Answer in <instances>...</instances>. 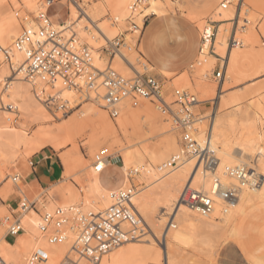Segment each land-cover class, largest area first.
<instances>
[{
	"label": "bare ground",
	"instance_id": "bare-ground-1",
	"mask_svg": "<svg viewBox=\"0 0 264 264\" xmlns=\"http://www.w3.org/2000/svg\"><path fill=\"white\" fill-rule=\"evenodd\" d=\"M23 1L24 3H21L20 0H0V171L5 169L7 176L10 175V170L6 165L11 166L13 164L12 161L20 146H28L29 150L33 151L47 144H53L58 150L72 142L76 144L78 141L72 140L65 123L59 125L56 131L53 128H43L35 135H30L14 124L17 117H31L36 122H48L51 117L45 103L51 105L60 101L62 107L74 108L83 101L77 90L65 87L61 82H57L53 86L40 78L28 75L26 66L29 46L25 45L23 48H18L15 41L21 29L23 31L25 28H32L38 31V24L35 17L25 21V26L21 21L22 14L19 11L24 4L27 9L25 10L26 14L29 11L38 16L40 12L45 11L46 5L40 4L37 0ZM136 2L137 0H70L69 18L63 24L56 25L51 22V26L59 32V40L65 41L73 37L77 43L86 44L91 52L94 66L103 70L106 66V60L102 57L99 48L107 41L109 42L105 46L109 45L119 35L120 27L128 17L135 18L137 23L133 22V34L137 35L142 31L146 16L172 10L176 4H179L178 1L174 0H146L145 5L140 3L136 5ZM250 2L252 4H264V0H250ZM242 6L237 12L238 21L243 20L241 19ZM221 8L222 10L215 11L216 21L227 22L235 18L236 12L233 7L226 10L221 5ZM106 14L108 16L102 19ZM190 15L194 21L199 22L198 25H203L200 16ZM243 21L250 22L249 19ZM202 28L206 40L203 42L200 57L195 63L198 65L200 78L193 81L188 72L184 71L172 80V86L197 93L199 99L196 106L208 100L206 96L212 87L206 82V74L215 63V57L207 55L211 43L210 37L213 33L212 27L205 24ZM261 31L264 34V24L261 26ZM218 35L219 38L215 44L217 50L215 51L223 57H227L226 78L236 77L241 73L243 58L248 57V54L241 49L240 44L253 42L256 34L253 31L243 32L240 37H237L235 33L233 40L228 43L222 38L226 35V27L222 24L219 26ZM32 39L42 41L44 38L35 33L32 34ZM133 41L131 38L130 42L133 43ZM126 46L130 45L126 43ZM132 52L135 53V51ZM118 53L114 59L115 70L125 77L130 76L131 72L133 73V67L128 65L126 61L132 63V59L129 60V56L122 53L121 50ZM135 60L146 64L147 69L152 68L143 57ZM257 65L261 71H264V51L259 53ZM165 87L163 84L162 93L166 101L167 98H173L172 101H167L171 104L175 98L174 90L173 95L168 94ZM104 90L100 78L97 92L103 95ZM93 101L103 108L100 99ZM121 105H124L125 109L123 116L118 118L114 124V136H118L120 130L127 135V125L140 113L139 106L131 98L125 99ZM256 105L264 112L263 101ZM215 110L210 118H208L210 114L199 118L196 124L197 129L194 132V137L198 143L202 146L206 144L209 153L216 159V164L212 165L211 168L205 159L197 155L186 156L183 154L182 148L179 147V139L174 132L172 135L178 146L174 145V153L168 159L159 157L147 146L137 147L135 144H129L120 148L121 154L116 157V160L120 159L125 178L123 184L117 189L106 187L101 178L102 172L111 164V161L108 160L103 171L98 172L92 163L79 162L76 155L74 159L65 157L68 175L71 174L75 164H78L79 167L81 164L83 165V168L81 167V170H84L81 181L83 188L78 187L79 192L74 190L65 192L63 186L57 184L50 187V191L44 196L38 195L33 198V200L38 201L39 209L50 214H54L58 207L67 210L70 219L65 228V239L60 242H51L48 234L43 233L40 229L43 223L42 216L32 208L25 211L21 216L24 231L17 235L14 242H9L5 238L7 222L1 221L4 214L0 210V256L2 260L5 264H30L31 258L37 253L42 258V262L38 264H70L71 256L67 255L75 253L74 246L77 235L73 225L76 215L79 212L104 213L115 203L114 194L135 186V179H138L143 185L138 188L135 187L132 197L140 215L144 219L148 217L160 222H164L168 218L167 228L162 233V239L160 237L165 264H176L178 262L175 261L177 253L192 248L197 237L201 236L202 233L209 236L217 234V232L220 234V231H224V234L226 230H228L226 233H230V230L234 231V223L238 216L258 200H264V122L261 121V118L253 115L252 117L247 116V119L238 123L234 117L221 116ZM174 128H168L164 132H172ZM69 154L72 153L69 152ZM177 154H180L181 159L176 166L172 167L169 164L170 160ZM64 155H68V153ZM252 160L255 161L254 168L262 176L261 185L256 189L242 186L237 201L232 205H226L219 195L215 194L216 183L221 182L224 186H238V181L225 171L226 168L248 165ZM246 162L248 163L246 164ZM75 168L74 170H76ZM26 172L28 169L24 167L22 177H26ZM183 186H190L194 190L214 197L213 213L209 216H202L181 202L180 195L184 189ZM26 187L27 185L23 183L20 175L19 181L4 187L0 193L8 194L13 189H19L21 195L28 197ZM33 192L35 193V191ZM159 209L161 211L157 213ZM226 235L231 237L230 234ZM203 238L206 239V237ZM146 239L147 237L141 240ZM136 243L138 242L125 243L94 264H157V262H150L147 259L141 263L135 261L136 255L142 252V247H138ZM79 261L80 259H76L74 263L78 264Z\"/></svg>",
	"mask_w": 264,
	"mask_h": 264
},
{
	"label": "rangeland",
	"instance_id": "rangeland-1",
	"mask_svg": "<svg viewBox=\"0 0 264 264\" xmlns=\"http://www.w3.org/2000/svg\"><path fill=\"white\" fill-rule=\"evenodd\" d=\"M37 1L44 5L46 2V0ZM69 1L70 0H55L53 2L54 5L50 9L51 21L64 22V20L68 18L70 14ZM178 1L179 4H176L172 9V21L170 23L172 25L169 26L171 29H167L166 22H164L162 26H159L160 31L158 30V32L154 33L153 36L150 35V31L152 30L153 26L159 23V20L156 16H146L144 22L145 20L147 21V26H144L145 28H142L141 33L137 35L133 34V22H136L135 18L128 17L120 27L119 35L114 39V41L117 40L121 42V46L118 48H120L122 53L129 56V60L132 59L131 62L134 67L137 68V70H143V65H146L144 63L142 64V62L137 63L135 60L140 56V51L144 53L150 65L153 67V69H148L150 74L159 78L164 86H166L165 90H168L167 93L172 94L174 89H179L178 86H172V80H174V78H176L180 73L187 71L188 75L193 81L200 78L197 68L198 65L193 66V64L196 63L200 55L199 46L201 35L203 36L202 27H204L205 24L210 25L214 32V40L211 47V52H209V46L207 55L215 57V63L212 69L206 74V82L210 84L212 89L206 96L208 100L199 103L198 106L194 107L195 113L199 118L208 116L210 114L208 116V118H210L211 114H213L214 110L216 109L219 115L234 117L238 123H241L243 119H247V116L252 117L253 115L261 118V121L264 122V112L256 105L260 101H263L264 103V71H261L260 67L257 65L259 53L264 51V34L261 31V26L264 24V4H252L250 0H231L226 10L233 7L236 12L235 18L227 22H220L215 20L216 18L214 14L216 13V10H222L221 5L225 0ZM20 2L24 3L23 0H20ZM241 6V12L243 13L241 15V19H249V23H246L243 20L238 21L237 19V12ZM21 8L22 9L19 11V13L22 14L21 21L26 26L25 21H27L29 18H35L36 15L29 11L26 14L25 10L27 9L24 4H22ZM190 13L199 15L203 25H198L199 22L194 21L191 18ZM107 16L108 14L104 15L102 19L106 18ZM222 24L224 27H226V35L222 38L227 40L228 43L233 40L235 33L237 37H240L243 32L253 31L256 34V38L253 42H245L240 44L241 49L248 54V57H244L242 60L241 73L236 77H231L228 79L225 75L227 57H223V55H220L215 51L217 50L215 44L219 38V26ZM20 32H23L22 29ZM20 32L19 35L21 34ZM131 38L134 40L133 43L130 42ZM148 41H150V44L148 43L147 46ZM107 42L103 43L101 48H99V51L102 57H104L106 60L105 68L108 65H111L112 68L115 69L114 59L119 53L117 50L114 53L111 52V49H108L109 45L105 46ZM126 43L131 47H134L135 50L134 48L131 49L130 46H126L128 47L126 48ZM142 47L143 50H141ZM155 47L156 51L153 53V49H155ZM231 47L234 48V46ZM132 51H135V53ZM134 56L137 57L135 58ZM222 61H225L223 63L224 76L222 80H217L214 77V72L219 70ZM161 66H167L169 75L164 76L162 74ZM132 75L133 73L131 72L130 76ZM191 92L195 93L194 91ZM195 94L198 96L197 93ZM197 99H199V97H197ZM172 100L173 98H167V101L169 102ZM132 101H134L139 106L140 113L137 114L132 122L127 125L128 134L125 135L123 131L120 130L118 136L107 135L98 142H96V140L93 138L91 129L88 130L83 125L77 127V125L83 120L82 113L85 111V109L89 107L98 109V105L91 99L85 101L83 100L78 107H68L65 110L61 108L62 106L61 103H59L60 101L51 105H47L45 103L51 117V120L48 122H36L31 117H17L14 124L18 128L25 130L30 135H35L40 129L43 128H53L56 131L59 125L62 123H68L71 128H75L76 131H79V139L76 144L72 142L58 150L55 149L53 144H47L33 151H30L28 146H20L17 149V154L12 161V167L10 165H6L9 167L10 175L7 176V171H5V169L0 171V192L2 189H4V187L14 184L12 180L13 176L20 174L23 183L27 185L26 193L30 200H33L35 196H44L47 194L50 191V188H46V185H41L37 181L28 184L25 181V178L22 177L23 168L26 167L28 171L32 169V167L37 164L39 158L42 157L43 153H49L53 155L58 167L63 170L62 176L60 177L58 183L63 186L64 191L70 192L74 190L79 192L78 187L83 188L81 182L83 180L82 174L84 173V170H81L83 165L81 164V167H79L78 164H75L76 168L74 165L71 174L68 175L65 157H71L74 159L77 156L79 162L93 164L95 156L97 154H101L102 156H109V161L114 163L113 159H116V157L121 154L119 150L120 148L129 144H135L137 147L147 146L149 150L157 153L159 157H165L168 159L173 155L174 145H176V139L172 135L173 132L176 133V136L179 139V147L182 148L181 132L178 128H174V131L172 132H164L168 128L172 129L175 127L172 123V118L168 113H163L162 110L158 108L156 102L152 103L146 99H132ZM172 108L178 109L179 106L172 104ZM124 109V105H120V114L117 118H112L108 111H106L111 122H117V119L123 116ZM95 114L99 120L104 121L100 112L95 111ZM69 152L72 154H69ZM67 153L69 156L64 155ZM247 163L248 162H246V164ZM248 165H255V161H250ZM74 168L76 170H74ZM113 171L117 174L116 176L112 174ZM102 178L104 184L117 183V185L120 186L124 179V172L121 168V163L118 161L117 165L112 164L110 167H108L102 173ZM134 184L136 188L143 186L138 179L134 180ZM182 188H184V186ZM33 191H35V193ZM20 196L21 194L19 189H13L8 194L0 193V210H2L4 214L2 215L3 219L1 218L2 222L6 217L12 218L11 213L16 208ZM6 211L9 213L5 214ZM160 211L161 210L159 209L157 213H160ZM144 220L147 224V232L142 238L145 239V237H147V239L141 240V238L140 240H136V242H138L136 243L137 246L142 247V252L139 253V255H136L135 261L141 263V261L143 262L147 259L150 262L155 261L157 264H165V259L161 248V236L167 228L168 218L166 221H164L165 223L160 222L157 219L152 220L148 217ZM233 230L234 231L230 230V233H226L228 232V230H226L225 234L231 235V237L226 235L228 239L225 236L224 231H220V234H218L219 232H217V234L215 233L216 236L215 234L208 236L207 234L204 235L205 233H202L201 236L199 235V237H197L192 248L182 251L179 253L180 255L177 253V259L175 258V261L178 262L176 264H264V200H258L249 206L244 213L239 215L234 223ZM16 237L17 236L8 235L7 224L5 238L9 242H14ZM203 237H206V239ZM67 256H71V258L75 260L80 259L78 264H80V262L81 264H94L86 258H79L76 253Z\"/></svg>",
	"mask_w": 264,
	"mask_h": 264
},
{
	"label": "built area",
	"instance_id": "built-area-1",
	"mask_svg": "<svg viewBox=\"0 0 264 264\" xmlns=\"http://www.w3.org/2000/svg\"><path fill=\"white\" fill-rule=\"evenodd\" d=\"M145 1L137 0L136 5L144 4ZM229 3L225 0L222 2V7L226 9ZM45 5V11L40 12L35 18L38 31L25 28L15 41L18 48L29 46L26 66L29 76L40 78L53 86L57 82H61L63 86L77 90L80 98L84 101L100 99L102 107L108 111L112 118L119 115L120 105L127 98L149 99L156 102L163 113H168L171 116L173 125L181 132L183 154L186 156L197 155L205 159L210 168L216 164V159L209 153L206 144L205 146L200 145L194 137V132L197 129L196 124L199 121L194 110L198 103L195 93L185 89H174L175 98L173 103L169 104L162 93V81L150 74L145 65H143V70L139 71L127 60L126 63L133 67V75L130 77L121 75L111 65L103 70L98 69L92 62V55L86 44L77 43L73 37L65 41L59 40V32L51 26L50 19V9L54 3L52 0H46ZM35 33L44 39L34 41L32 34ZM213 37L214 32L210 37L209 52L213 45ZM205 40L202 36V43ZM119 46H121V42L113 40L108 49L114 53L116 50L120 51ZM139 54V59L142 57L146 59L141 51ZM138 61L137 63H140ZM224 62L222 61L219 70L214 72V77L217 80H222L224 76ZM100 78L105 89L103 95L97 92ZM172 104L178 105L179 108L173 109ZM62 108L65 110L67 107L63 106ZM108 157L101 154L95 156L93 164L98 172L103 171L109 160ZM180 159V154L174 155L170 160V166H176ZM101 164L102 168L99 167ZM225 171L238 181V186H224L221 182L216 183L215 194L219 195L226 205H232L237 201L242 186L256 189L262 183V176L254 168V165L228 167ZM19 179L20 175L13 176V182H17ZM135 187L116 192L114 194L115 203L104 213L79 212L76 215L73 225L77 235L74 249L79 258H86L93 263H98L112 250L127 242L140 240L146 234L147 224L132 200ZM19 198L16 208L11 213L12 218H5L8 224V235L17 236L24 231L21 216L25 211L33 208L42 216L43 223L40 229L43 233L48 234L51 242H60L65 239V228L70 219L67 210L58 207L54 214H50L38 208L37 200H30L24 195ZM180 201L202 216H209L214 211V197L194 190L190 186L184 187ZM70 260V264H76L73 258ZM41 262L42 258L37 253L30 260V264ZM0 264H5L1 256Z\"/></svg>",
	"mask_w": 264,
	"mask_h": 264
},
{
	"label": "crops",
	"instance_id": "crops-1",
	"mask_svg": "<svg viewBox=\"0 0 264 264\" xmlns=\"http://www.w3.org/2000/svg\"><path fill=\"white\" fill-rule=\"evenodd\" d=\"M172 11L173 10H168V11L163 12V13H155V14L148 15V16H151V15L156 16L157 19L159 20V23L161 24L160 25L159 23H157L155 26L152 27V30L150 31L151 36H153L154 33L158 32L159 26H162L164 22H166L167 29H169V30L171 29L169 26L172 25V24H170L172 21V19H171ZM190 14L197 15L195 13H190ZM68 18H69V16H68ZM68 18H66L64 20V22ZM51 22H52V24H56V25L64 23V22H58V21L57 22L51 21ZM146 22L147 21L145 20L143 27H142L143 29L147 26ZM148 43L150 44V41L147 42V46H148ZM199 48H200V54H201L202 48H203L202 35L200 38ZM141 50H143V47ZM155 51H156V47H155V49H153V53ZM144 56H145V54H144ZM199 57H200V55H199ZM199 57H198V59H199ZM146 60H147V58H146ZM149 65H150V63H149ZM194 65L195 64H193V66ZM151 69H153V67ZM161 70H162V74L164 76L169 75V71L167 70V66H161ZM95 111L101 113L104 121L99 120L95 116L96 115ZM82 114H83V116H82L83 120L80 124L77 125V127L78 126L80 127V125H83V126H85L86 129H88V130L91 129L92 136L96 140V142L100 141V139H102V138H105L107 135H113V129H114L115 122H111V120H110V118H109V116H108V114L104 108H101L100 106H98V109L89 107V108L85 109V111H83ZM67 126H68V133H69L70 137L72 138V140H78L79 139V131H76L75 128L74 129L71 128V126L68 123H67ZM83 129H84V127H83ZM118 161L120 162V159H117V160L113 159L114 163H112V161H111V164L108 167H110L112 164L117 165ZM121 168H122V166H121ZM62 173H63V170L58 167V164H57L55 158L53 157V155H51L49 153H45V154L43 153L42 157H40L39 160L37 161V164L35 166H33L32 169H30L28 172H26L27 175L25 177V181L28 184L37 181L41 185H46V188H50L53 185L59 184L58 182H59L60 177L62 176ZM112 174H114L115 176L117 175L114 171ZM101 178H102V175H101ZM124 178H125V175H124ZM102 180H103V178H102ZM123 181H124V179H123ZM122 184H123V182H122ZM105 185L109 189H117L118 187L121 186V185L118 186L117 183L116 184L107 183Z\"/></svg>",
	"mask_w": 264,
	"mask_h": 264
},
{
	"label": "snow or ice",
	"instance_id": "snow-or-ice-1",
	"mask_svg": "<svg viewBox=\"0 0 264 264\" xmlns=\"http://www.w3.org/2000/svg\"><path fill=\"white\" fill-rule=\"evenodd\" d=\"M99 167H101V168H102V167H103V165L101 164V165H99Z\"/></svg>",
	"mask_w": 264,
	"mask_h": 264
}]
</instances>
